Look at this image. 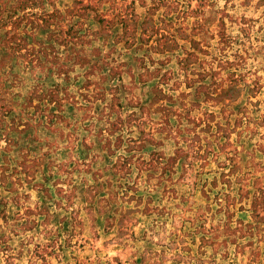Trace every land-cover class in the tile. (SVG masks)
<instances>
[{"label":"rangeland","instance_id":"374dc122","mask_svg":"<svg viewBox=\"0 0 264 264\" xmlns=\"http://www.w3.org/2000/svg\"><path fill=\"white\" fill-rule=\"evenodd\" d=\"M0 264H264V0H0Z\"/></svg>","mask_w":264,"mask_h":264}]
</instances>
